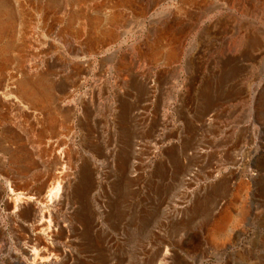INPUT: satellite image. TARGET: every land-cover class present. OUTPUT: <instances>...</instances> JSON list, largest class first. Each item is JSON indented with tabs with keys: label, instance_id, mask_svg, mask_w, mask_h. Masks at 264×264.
I'll return each instance as SVG.
<instances>
[{
	"label": "rangeland",
	"instance_id": "rangeland-1",
	"mask_svg": "<svg viewBox=\"0 0 264 264\" xmlns=\"http://www.w3.org/2000/svg\"><path fill=\"white\" fill-rule=\"evenodd\" d=\"M20 1L31 15L51 0ZM53 1L50 22L64 19L63 32L82 36L92 64L57 130L64 142L74 133L84 160L61 169L40 154L31 165L39 188L71 183L68 198L41 207V221L30 212L37 190L31 199L6 188L0 159V264L27 262L20 250L34 237L49 247L43 264H264V0ZM2 12L0 68L8 53L38 67L32 41ZM55 54L57 77L45 64L30 78L58 102L53 84L69 72ZM90 160L97 184L83 196Z\"/></svg>",
	"mask_w": 264,
	"mask_h": 264
},
{
	"label": "bare ground",
	"instance_id": "bare-ground-1",
	"mask_svg": "<svg viewBox=\"0 0 264 264\" xmlns=\"http://www.w3.org/2000/svg\"><path fill=\"white\" fill-rule=\"evenodd\" d=\"M22 2L20 0H0V11L2 10L5 13V16L10 21V24L12 21V28L14 29L15 32H18V34L22 38V40H31L32 41V42L29 41L28 48L33 51L32 53L35 54V56L38 57V59L43 58V60L42 61L40 60L41 62H39L40 64L37 67L33 63V62H35L34 59L33 60H31L30 58L25 59L23 57L24 59L21 60V58L18 57L17 54L8 53V55L4 58L5 65L2 68H0V159L3 161L4 169H7V171L4 173V176L3 177L1 176V177L5 181L6 188H9L12 193L18 195L19 197L26 195L32 199L34 197H31L30 194L32 192H34L35 189L37 190V192H36L37 194H35L37 196V198H36L37 203H36V205L30 206V210H31L30 212L33 214V218L35 220H39V218H41V221H42V220H46V218H44L45 215H43V212H42L43 210H41V207H45L49 203L54 202L57 199V197L60 195L61 192L65 198H68L70 196L71 183L68 180V178L65 177V180H64L62 186L60 184H58L59 182L57 180L58 183H55V184H57L55 186H51L52 185L51 184L49 188H47L45 186H42L41 188H39L38 187V185L40 183V180L38 179L39 177H36L37 174L34 175V171H33L34 168L31 165L35 164L36 160L44 159V157L40 154H44V155L48 156L49 159L54 158L55 159L54 161H56V168L60 167L61 169H63L66 164L69 165L72 163L75 165V164H78L79 161L84 160V159H82V158H84V156H81L79 150L75 146V135H74V133L69 130L71 133H69L68 135L65 136L66 142H64L65 139L64 138L61 139L62 134H60V132H58L57 130H59L62 127L64 128V126L66 125L67 118H68L67 113L71 115L75 111V109L73 107L72 108L70 107L71 106V104H70L71 103V98H70L71 96H69V91L72 88H75L76 86L78 87L77 83H78L80 77L82 75H84L83 73L86 72V70L90 69L92 64L88 60L89 58L88 59L86 58V56L84 54L85 51L83 52V50H84L83 46H86L83 43L84 40L82 41V39H84V38H82V36L72 35L71 33L63 32V27H64V23H65L64 19H63L64 20L63 21L61 19H55L54 18L53 22H50L51 20H49L48 14L52 13V10L54 9L55 4H54L53 0H51L47 4L42 3V4H39L35 7H33L34 9H31V12H32L31 15L24 14L25 9H24V5L22 4ZM217 2H218V0H217ZM234 2H236V0H234ZM237 4H238V2H237ZM214 5H217V4H214ZM69 6L70 5L68 4L67 7H69ZM214 7H216V6H214ZM243 7L244 8H242V9L246 10V6H243ZM95 8H96V6H95ZM63 9H64V7H63ZM259 10L261 12V15H262V18L264 21V5ZM112 11L113 10H111V13H112ZM115 11H116V9H115ZM4 13H3V15H4ZM64 13H66V11ZM124 13H125V11H124ZM128 14L129 13H127V17H128ZM5 16H2V17H5ZM107 18H109V17H107ZM4 22H2V24H4ZM262 25L264 27V23ZM7 27H8L7 25H4L5 30ZM73 27H74V25H73ZM115 28H118V27H115ZM5 30H3L1 33L4 34ZM215 33H213V34L216 35ZM36 35H39V36L42 35L43 36L42 38L40 37L42 39L41 42H36V43L33 42L32 39L34 37H36ZM214 35H212V34L210 35L211 39L214 38L213 37ZM245 35H247V34H245ZM250 36H253V35H250ZM35 39H37V37ZM248 39H249V37H248ZM56 50H60L62 53H64V56L67 58V61H68L67 62V69L69 72V76L67 78L64 77V79H66V80L63 79L59 82H55V84H53V82H52L53 90H54V91L53 90L52 91L58 92L62 96L61 98H59L60 100L58 99L59 100L58 102H57V98L60 97V96H57L58 94L55 95V96H57V98H54V99H53V96L51 98H48L51 95H46V97H44L43 93L36 88L37 86L35 85L33 80H31V78H30L32 73L42 71L43 68H45L44 67L45 64H49V66H50V68H49L50 73L48 72L49 76L51 78H53V77L55 78V76L57 77L56 70L58 69L59 63L57 62L58 59H56V54H55ZM9 52H11V51H9ZM98 53H100V52H98ZM32 57H34V56H32ZM37 74H39V73H37ZM41 74H40V76H41ZM42 75H44V73ZM36 78H38V77H36ZM43 79H46V78H43ZM48 81H49V79L47 78V82ZM79 82H81V79ZM48 83H50V82H48ZM73 84H75L76 86ZM90 95L92 96V94H90ZM49 107H54L55 111L50 112ZM65 129H66V127H65ZM23 133L28 136L27 139L25 137H23ZM61 133H63V132H61ZM31 149H33V152L31 151ZM66 149H67V151H65ZM58 154L60 155L59 157L56 156ZM88 164H90V165L87 166V167H89L88 171H86L87 174L85 173L86 174V179H85L86 182L84 183L85 188L82 187L83 196L91 195L93 188L97 184L96 170L91 165V160L88 162ZM11 165H13V166L11 168H9ZM84 171L85 170H83V173H84ZM56 174H58V173H56ZM58 175L60 177V174H58ZM68 176H69V174H68ZM60 178H59V181L62 180ZM53 181H55V180L53 179ZM86 184L88 187H86ZM5 186L2 183L0 184V197L6 191ZM81 186H82V184H81ZM37 187H38V189H37ZM228 187H229V185L225 184L221 188H222V190L226 191L228 189ZM63 195H61V196H63ZM85 198H84V200L88 199V198H86V199ZM8 199L10 200V198H8ZM82 205L84 206L85 204H82ZM99 205H101V204H99ZM100 209H101V207H100ZM86 211H84V212H86ZM86 213H88V212H86ZM51 214H53V213H51ZM54 215L55 214H53L52 216L55 218ZM84 217H85V215H84ZM88 219H89V217H88ZM37 224H38V222H37ZM52 224L50 225L51 228H52ZM54 224H53V226H54ZM92 224H93V222H92ZM47 225H48V223H47ZM89 225L91 226L90 223H89ZM2 226H3V224H2L1 219H0V230L1 231H2ZM45 226H46V224L44 225L43 223H39V226H38L39 228L37 227V229L40 231V233H45L46 230H48L45 228ZM63 226H65V225H63ZM63 226H61V227H63ZM97 228H98V226H97ZM38 230H36V231H38ZM87 230H88V228H87ZM54 231H55V229H54ZM64 232H65V234H69L66 230L63 231L62 233H64ZM75 232H77V231H75ZM30 243H31V246L33 244V247H31V246L27 247L26 246L27 248L22 247V249L20 250L22 252V256L24 257L23 259L27 260V262H25V261L23 262V260L20 261V264H27V263H29V264H43L44 262H46L47 261L46 256L48 254L47 248H49V247H47V248L41 247L42 246L41 242L38 241L37 239H35V237L30 239ZM44 246H45V244H44ZM107 247H108V245H107ZM60 250H61V248H60ZM54 251H55V249H54ZM54 251H53V253H54ZM59 253H62V251ZM69 256H71V255H69ZM106 257H108V256H106ZM17 259H16V261H17ZM66 264H68V261Z\"/></svg>",
	"mask_w": 264,
	"mask_h": 264
}]
</instances>
